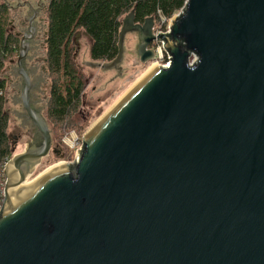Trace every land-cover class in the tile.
<instances>
[{"label": "water", "instance_id": "1", "mask_svg": "<svg viewBox=\"0 0 264 264\" xmlns=\"http://www.w3.org/2000/svg\"><path fill=\"white\" fill-rule=\"evenodd\" d=\"M121 20L157 67L85 132L78 158L20 186L51 149L20 62L21 104L40 143L5 163L0 264H264V0H186L169 32ZM195 56L192 60L191 57ZM14 147H11L13 153Z\"/></svg>", "mask_w": 264, "mask_h": 264}, {"label": "trees", "instance_id": "2", "mask_svg": "<svg viewBox=\"0 0 264 264\" xmlns=\"http://www.w3.org/2000/svg\"><path fill=\"white\" fill-rule=\"evenodd\" d=\"M186 0H50L47 6V70L51 77L46 115L64 124L82 105L84 80L72 53V36L82 29L90 39L89 56L110 61L118 52L121 18L134 8L135 22L153 16L163 30ZM9 10L0 0V207L3 201L4 165L12 156L5 109V62L17 54L18 40L8 33Z\"/></svg>", "mask_w": 264, "mask_h": 264}, {"label": "rangeland", "instance_id": "3", "mask_svg": "<svg viewBox=\"0 0 264 264\" xmlns=\"http://www.w3.org/2000/svg\"><path fill=\"white\" fill-rule=\"evenodd\" d=\"M43 1L47 3V0ZM10 2L12 5L16 4L14 0ZM160 23L161 21H155V33L163 30L161 28L162 26L159 25ZM137 43H139L137 33L126 34L123 45L124 55L121 61L123 75L116 78L113 82H110V79L113 77V71H102L99 68L90 67L87 64L89 62H94V60L89 56L90 39L85 32L82 29H78L74 33L71 40L73 59L85 83L82 98L83 104L64 124H53L48 120L46 115L49 90L52 81L51 77H44V83L42 81L37 87L34 86V89L31 88V106L44 117L48 124L51 135V149L48 155L39 162L26 180L34 181L56 165H69L74 163L79 153L78 150H80L82 146V139L85 132L102 116V114L108 111L125 92L133 87L146 72L156 65L154 62L149 61L137 67L133 66ZM44 54L46 55L45 49L42 50V55L44 56ZM15 56H13V58H15ZM8 67L7 60L1 77L6 80L4 110L8 114L7 133L10 145L14 147L15 150L12 153L13 155L14 153L22 152L28 145L34 146L36 143L35 141L40 143L41 139L31 121L26 118L21 105L23 83L21 82L20 75L15 77L14 71L12 73L9 72ZM84 78H86V80ZM13 136L19 137L15 145Z\"/></svg>", "mask_w": 264, "mask_h": 264}, {"label": "flooded vegetation", "instance_id": "4", "mask_svg": "<svg viewBox=\"0 0 264 264\" xmlns=\"http://www.w3.org/2000/svg\"><path fill=\"white\" fill-rule=\"evenodd\" d=\"M1 1L6 3L8 10H9L8 33L12 34L18 40V44H19L18 51H17L15 58H11L8 60L9 72L12 73L14 71L15 74L14 73L13 74L15 75V77H18L17 57L20 51V44L23 39V42L28 45V50L24 58L21 59L20 64L29 76V79L32 85L31 88L34 89V86L37 87L38 85H40L42 81L43 83L45 82L44 77H49V73L47 70L46 55L45 54L44 56L42 55V50L43 49L46 50L48 21H47V17L45 16V13L47 11V6L50 0H47V3L44 2L43 0H14L16 2L15 5L11 4L10 1L12 0H1ZM154 25H155V19H154L153 27H152L153 35H154V29H155ZM137 37H138V34H137ZM138 44L139 43H137L136 48H135V56L133 60L134 67L145 64L140 61V56L137 54ZM154 44H155V40L151 42L149 49H151ZM123 55H124V51H123ZM112 60L102 61V62L94 61V62L95 63L100 62L101 64H109ZM95 68H99L102 71H113L114 72L113 77L112 79H110V82H113L116 78L121 77L123 75L121 62L119 64H116L115 66H112L111 68H101L99 66L97 67L95 66ZM84 79L86 80V78ZM21 82H22V79H21ZM82 98H83V95H82ZM25 116H26V113H25ZM13 137H14V145H15L19 137L18 136H13ZM35 142H36L35 143L36 145L38 141H35Z\"/></svg>", "mask_w": 264, "mask_h": 264}, {"label": "built area", "instance_id": "5", "mask_svg": "<svg viewBox=\"0 0 264 264\" xmlns=\"http://www.w3.org/2000/svg\"><path fill=\"white\" fill-rule=\"evenodd\" d=\"M182 9L183 8H181L174 16H178L182 12ZM169 21H170V19H169ZM168 24H169V22H168ZM168 24H167V27L165 30H162V31H159L156 33L154 32V35L157 36L160 33H162V34L168 33L170 31ZM151 49L154 53L153 59L151 60L152 62H154L157 66L160 65L162 67H168L170 65L171 56L168 53V51L165 49L164 42L162 40L161 41L156 40L155 44L152 46ZM194 58H195V56L192 55L191 59L193 60ZM80 149H81V147H80ZM77 158H78V155H77Z\"/></svg>", "mask_w": 264, "mask_h": 264}, {"label": "bare ground", "instance_id": "6", "mask_svg": "<svg viewBox=\"0 0 264 264\" xmlns=\"http://www.w3.org/2000/svg\"><path fill=\"white\" fill-rule=\"evenodd\" d=\"M157 67H161L160 65H154V67H152L148 72H146V74L145 75H147V74H149L151 71H153L155 68H157ZM144 75V76H145ZM143 76V77H144ZM142 77V78H143ZM141 78V79H142ZM140 79V80H141ZM139 80V81H140ZM138 81V82H139ZM61 166H63V164H59V165H56L55 167H52V168H50L48 171H46L44 174H46V173H48V172H50V171H52L53 169H55V168H58V167H61ZM44 174H42L41 176H43ZM41 176H39L37 179H39ZM36 179V180H37ZM36 180H34V181H28V180H26V181H24L22 184H20V186H18V187H16V188H13L14 189V191H16V193L18 194V193H22L25 189H27L29 186H31Z\"/></svg>", "mask_w": 264, "mask_h": 264}]
</instances>
